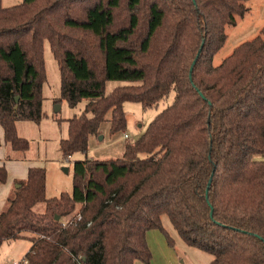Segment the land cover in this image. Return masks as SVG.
<instances>
[{"label": "trees", "instance_id": "16d2710c", "mask_svg": "<svg viewBox=\"0 0 264 264\" xmlns=\"http://www.w3.org/2000/svg\"><path fill=\"white\" fill-rule=\"evenodd\" d=\"M248 1L0 0V123L11 150L30 149L18 122L46 116V40L60 68L56 102L86 101L60 140L63 158L85 154L72 191L48 197L46 168L31 167L0 211V244L29 238L26 264H151L148 232L173 242L168 215L210 264H264V25L214 62ZM112 80L127 84L107 92ZM172 92L121 157L88 158L103 123L127 129L125 102L153 108ZM7 178L1 164L0 185Z\"/></svg>", "mask_w": 264, "mask_h": 264}, {"label": "rangeland", "instance_id": "374dc122", "mask_svg": "<svg viewBox=\"0 0 264 264\" xmlns=\"http://www.w3.org/2000/svg\"><path fill=\"white\" fill-rule=\"evenodd\" d=\"M23 0H2L4 6H12ZM250 11L239 17L235 26L227 27L228 38L224 46L215 55V64L228 56L240 43L254 38L264 25V0H249ZM44 59L47 79L43 84V111L46 116L40 122L20 121V136L30 141V149L26 153L13 152L5 141H0V149L7 152L12 159L32 160L41 164L47 170V195L59 196L62 192L73 189L74 162L85 158V154L77 153L73 157L63 158L60 150V140L68 136V119L81 113L86 101L72 108L67 101L56 102L61 97V79L58 61L55 59L48 40L44 43ZM127 84L125 81L112 80L107 84V92L118 85ZM175 93L161 100L157 106L145 109L140 103L125 102L124 110L127 115V129L115 134L110 132L109 122L102 125V134L90 139L88 158L110 159L121 157L127 141H135L146 130L149 123L165 107L172 103ZM60 107V108H59ZM128 133L129 138L125 137ZM103 136V138H100ZM3 140V139H2ZM26 156V158L24 157ZM259 158H263L261 156ZM65 168L69 170L66 171ZM36 212L45 210V203L35 205ZM162 225L172 239L159 229L148 234V242L152 251L151 264H210L214 256L199 248L189 246L179 235L168 215L162 216ZM32 246L27 237L5 240L0 244V264L21 262ZM137 264H143L137 262Z\"/></svg>", "mask_w": 264, "mask_h": 264}, {"label": "crops", "instance_id": "0c3cea01", "mask_svg": "<svg viewBox=\"0 0 264 264\" xmlns=\"http://www.w3.org/2000/svg\"><path fill=\"white\" fill-rule=\"evenodd\" d=\"M17 127L19 131V122L17 124ZM0 141H5V132H4V129L1 123H0ZM0 145H1V142H0ZM24 157L26 158L25 155ZM1 164H4L6 166L7 171H8V178L5 183L0 185V211L5 207L8 197L13 192L17 183L19 181L26 180L29 169L31 167H42L41 164H35V162H33L32 160L26 161L22 159L20 160V159L8 158L6 150L2 151L0 149V165ZM147 239H148V236H147Z\"/></svg>", "mask_w": 264, "mask_h": 264}, {"label": "built area", "instance_id": "2783aa9c", "mask_svg": "<svg viewBox=\"0 0 264 264\" xmlns=\"http://www.w3.org/2000/svg\"><path fill=\"white\" fill-rule=\"evenodd\" d=\"M125 137H126V138L129 137L128 133H125ZM26 263H27V260H26L25 258H23V259L21 260V262H17V261H15V262H12L11 264H26Z\"/></svg>", "mask_w": 264, "mask_h": 264}, {"label": "water", "instance_id": "95a60500", "mask_svg": "<svg viewBox=\"0 0 264 264\" xmlns=\"http://www.w3.org/2000/svg\"><path fill=\"white\" fill-rule=\"evenodd\" d=\"M194 62H195V61H194ZM191 70H192V68H191ZM59 108H60V107H59ZM100 138H103V136H100ZM65 170L68 171L69 169H68V168H65ZM57 219H59V217H58Z\"/></svg>", "mask_w": 264, "mask_h": 264}]
</instances>
